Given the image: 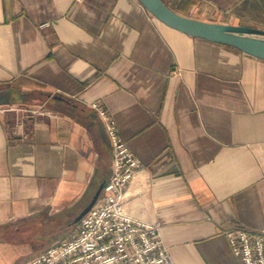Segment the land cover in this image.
Returning a JSON list of instances; mask_svg holds the SVG:
<instances>
[{"label": "crops", "instance_id": "crops-1", "mask_svg": "<svg viewBox=\"0 0 264 264\" xmlns=\"http://www.w3.org/2000/svg\"><path fill=\"white\" fill-rule=\"evenodd\" d=\"M164 1L264 29V0ZM94 103L142 163L128 213L159 224L175 264H241L225 229L264 227V59L140 0H0V264L73 235L109 178Z\"/></svg>", "mask_w": 264, "mask_h": 264}, {"label": "built area", "instance_id": "built-area-1", "mask_svg": "<svg viewBox=\"0 0 264 264\" xmlns=\"http://www.w3.org/2000/svg\"><path fill=\"white\" fill-rule=\"evenodd\" d=\"M112 170L102 194L82 216L73 235L33 256L28 264H175L158 223L134 218L125 208L126 186L142 166L106 112ZM241 264H264V227L225 229Z\"/></svg>", "mask_w": 264, "mask_h": 264}, {"label": "water", "instance_id": "water-1", "mask_svg": "<svg viewBox=\"0 0 264 264\" xmlns=\"http://www.w3.org/2000/svg\"><path fill=\"white\" fill-rule=\"evenodd\" d=\"M140 1L153 15L169 26L193 36L235 46L246 53L264 59V29L262 28L196 18L176 11L164 0ZM102 188L103 184L77 215L76 220H80L95 204Z\"/></svg>", "mask_w": 264, "mask_h": 264}]
</instances>
